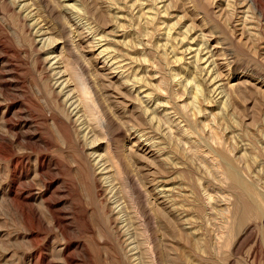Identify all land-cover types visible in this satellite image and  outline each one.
I'll use <instances>...</instances> for the list:
<instances>
[{
	"label": "bare ground",
	"instance_id": "bare-ground-1",
	"mask_svg": "<svg viewBox=\"0 0 264 264\" xmlns=\"http://www.w3.org/2000/svg\"><path fill=\"white\" fill-rule=\"evenodd\" d=\"M21 1L14 0L16 4H22L20 10L26 14L25 17L32 20L31 26L37 29L35 34L44 40L42 49L47 50L48 56L51 54L47 60L53 62V79L59 76L58 80L56 79V82L60 83L59 94L66 97L63 101L64 108L57 99L52 98L53 91L49 93L50 89L48 91L46 88L41 91L40 95L44 103L51 105L48 107L51 108L50 119L63 134L64 126L70 120L65 110L69 105L68 107L72 109L70 113H75L78 130L83 134L82 141L87 148L94 149L91 155L96 163H93L99 166L101 178L107 185L111 198H114L115 210L118 209L115 212L120 219L119 223L122 224H120L122 231H119V235L122 233L121 238L124 234L126 246L125 249L123 246L121 250L118 249L120 247L113 249L119 256V263L235 264L225 260L227 254L223 256L222 247L224 243H228L226 239L230 234L255 231L247 225L255 213L260 212L261 205L264 203V187L260 182L261 178L260 180L257 178V171L255 176L248 173L250 170L247 171V166H251L250 160L249 165L248 158L246 163L244 162L246 156L241 154L243 153L242 145L238 147L234 143L237 141L235 135H232V138L227 136L228 139H225V134L229 130V124L235 121L236 112L244 115L247 109L246 103L249 94H252V90L248 88L251 86L249 84L256 83L263 88L264 83L258 79L255 82L256 80L250 77H239L235 80L237 81L235 84H232L230 79L225 82L224 78L228 74L225 75L223 71L228 66L227 61L223 59L226 57L225 53L222 49L217 50L215 46H213L214 49L209 50L207 46L209 44L211 48L210 33L212 31L209 30L207 34L201 32L202 45L196 51H193L191 45L196 40L190 36L196 29L192 23L186 30L173 37L174 27L168 24L167 28L165 25L167 22L163 19L169 15L168 11L174 4L172 1L71 0L73 4H69L68 0H45V10L50 12L52 17L59 14L60 21L57 26L52 24L49 26L45 21L41 8L37 5L38 1L42 0ZM213 1L212 5L214 3L216 8H220L218 12L221 13L219 16L224 17L223 23L231 27L233 32L231 33L234 35L240 32V40L244 37L249 49L257 53L258 48L261 47L258 46L260 39H258L259 34L254 32L255 28L250 26L252 24L248 16L249 11H246L247 15L242 21H235L237 18L235 0H225L220 5ZM252 1L255 9L257 8L260 15L264 17L262 4L260 5L258 0ZM163 2L169 3L165 4V10L161 11L159 5ZM208 3L210 4L211 0ZM189 4L190 2H185V5ZM194 10H196L195 7L189 8L196 17L199 14ZM203 23L205 26L206 23ZM109 27H115L113 31L116 34L122 33L124 40L117 44L119 49L102 47L103 49L98 52L102 41L106 39V34L100 36L99 31ZM161 31H165V34H160ZM109 33L111 34V31ZM159 35L164 36L165 43L155 42ZM98 36H100L99 39ZM62 40L60 47H56ZM190 40L193 42L188 43L187 48L181 51L183 44ZM205 50H208V59L202 56ZM262 50L264 55V47ZM191 51L195 53L194 60L191 62L195 70L184 79L179 71L186 70L184 68L185 53ZM112 52L115 54L112 55ZM136 53L138 55L134 56ZM148 56H151L152 60ZM115 73H118V76H115ZM197 75L201 76L200 79L202 76L205 77L207 83L210 82L207 87L211 90L208 88V93L204 88L206 81L203 85ZM261 90V88L253 89L256 93H262L264 97V91ZM209 93L213 96L217 95L215 98L221 96L222 101L217 106L220 109L219 113L210 112L209 114V108L217 103L214 99L212 100ZM155 94L161 97L167 95L169 100H175L177 105H171L170 108L168 107L171 104L170 101L162 102L158 100L160 96L157 97ZM161 105L165 108L159 111ZM256 110L260 112V109ZM257 120L255 116L254 124L255 121H259ZM237 123L236 120L233 124ZM240 126H242L241 122ZM240 130L238 132H242L245 136L246 134ZM231 132L228 133L231 134ZM123 133L127 135L129 144L122 152L120 151L121 158L111 149L113 147L110 141L114 142L115 138L118 139L117 136ZM66 134L63 135L66 137ZM144 138L147 143L149 142L148 144L152 145H144ZM66 139L69 140V138ZM242 139L244 137L240 140ZM4 140L0 136V146ZM246 144L247 142L243 145L246 146ZM254 144L252 145L256 148ZM252 145L250 144L253 150ZM155 148H157V156L151 151ZM173 149L179 155L180 151L185 160L174 153ZM195 153L202 154L207 159L215 174L212 170L208 172L210 170L208 163V167H205L206 165L198 167L197 163L194 165ZM163 156L165 157L161 158ZM144 160L158 167V172L152 173L154 176L150 174L145 177L139 173L138 169L144 170ZM202 171L215 176L216 181L213 185H208V182L203 183V179L199 178V172L203 175ZM124 174L126 176L122 177ZM158 174H161L160 181L157 178ZM178 178L184 179V186L175 185ZM258 216L257 214L256 217ZM150 220H155L160 226L161 237L149 234L144 224L147 223L149 226ZM259 223L260 220L256 224ZM114 228L105 230L106 238L108 236L114 238ZM257 231L259 227L258 230L256 228ZM258 234L254 250L253 252L248 250L251 253L246 255L244 262L242 261L244 264H264V233H260L259 236ZM158 241L163 248L162 258H158L157 255ZM121 244L123 245L120 241L119 245ZM110 245L108 244V247H111ZM178 245L182 246V254H178V249L180 250ZM114 260L116 263L117 258ZM240 262L238 260L236 264H241Z\"/></svg>",
	"mask_w": 264,
	"mask_h": 264
},
{
	"label": "rangeland",
	"instance_id": "rangeland-1",
	"mask_svg": "<svg viewBox=\"0 0 264 264\" xmlns=\"http://www.w3.org/2000/svg\"><path fill=\"white\" fill-rule=\"evenodd\" d=\"M169 1H172V4L174 2V4L168 11L169 15L163 19L167 22V24L165 23L167 28L168 24L174 27V30L172 29L173 37H176L177 33L186 30L191 23L196 27L195 31L190 34L192 39L196 38V40L194 42L192 40L186 41L181 51L185 50L188 46L187 44L192 42L193 51H196L202 45L200 40L202 33L207 34L210 30L212 31L210 33L212 39H210L211 48L207 44L209 50L214 49L213 46H215L217 50L221 51L222 49V52L225 53H223L224 56L227 57H225L227 60L223 58L225 62L227 61L226 65H228L223 70L225 75L228 73V76L226 75L224 78L225 82L230 79L229 81L235 84L237 83L235 80L239 77H250L264 83V55L261 52L264 47V17L260 15L257 8L255 9L252 0H233L235 2V9L237 10L235 21H242L245 15H247L245 14L247 13L246 11H249L248 16L250 24H252L250 26L255 28L254 32L259 34L258 39L262 41H258V46L262 47L258 48L259 53L249 49L247 40L244 37L240 40V32L232 34L231 27L229 28L223 23L224 17L219 16L221 14L218 12L220 8H216L214 3L212 5L213 0H211V5L208 3L209 0L185 1L190 2L189 5H185L184 0ZM223 1L225 0H215V3L217 2V5H220ZM258 1L260 5L262 4V9H264V0ZM67 3L73 4V1L68 0ZM168 3L163 2L159 5L161 11L165 10L164 5ZM45 4V0L38 1L37 3L41 8V14L49 26L51 24L52 26H57L60 21V18H58L59 14L52 17V14L45 10ZM21 6L22 4H16L14 0H0V136L5 139L4 143L0 146V264H120L119 256L114 250L116 247H120L118 249L121 250L123 246L125 249L126 246L124 245V234L121 238L122 233L119 235V231H122L120 227L122 224L121 222L119 223L120 219H118L117 212H115L118 209L115 210L114 198H111L112 196L108 192L107 185L104 184L101 178L102 174L98 169L99 166L94 164L96 162L93 161L94 158L91 155L94 149L87 148L84 145V141H82L83 134L78 130L79 127L76 125L75 113H70L72 109L68 107L69 105H67V109L65 110L69 114L67 117L70 118V124L68 123V126H64L63 129V134L67 133L66 137L59 128L55 127L53 121L50 119L49 110L51 111V108L48 107H51V105L46 102L44 103L40 95L41 91L46 88L48 91L50 89L49 93L54 92L52 98L57 99L62 107L65 105L63 101L66 97L63 94H59L60 83L56 82L59 76L53 79V62L47 60L51 54L48 56L47 50L42 49L44 40L35 34L37 29L31 26L33 22L28 17H25L26 14L20 10ZM190 7H195L196 10L194 12L199 15L195 17L191 13L192 11H189ZM203 22L206 23V27L203 25ZM114 28H103L101 29L102 31H99L100 36L106 34V39L104 38L105 41H102L98 52L103 49L102 47L119 49L117 44L119 41L123 42L124 39L121 36L122 33L116 34L113 31ZM110 31L111 34L109 33ZM160 34L164 35L165 31H161ZM100 36L97 38L99 39ZM59 37L61 38V36ZM235 37L237 38L235 39ZM197 38L199 39L197 40ZM62 42L63 40L60 43L58 42L56 47H60ZM155 42H160V44L165 43L164 36L159 35V38ZM217 42L219 43L217 44ZM207 51L205 50L202 56L208 59L209 55ZM111 54L115 53L112 52ZM137 55L136 53L134 56ZM194 55L195 53L192 51L187 54L185 53L184 68L186 70L179 71L182 74L181 76H184V79L195 70L193 68L194 65L191 63L194 60ZM148 57L152 60L151 56ZM117 74L115 73V76H118ZM197 77L204 85L206 78L202 76V79H200L201 76L199 75ZM209 84L210 82L207 83L206 81L204 85L207 93L210 89V87H207ZM249 85H251L248 88L252 90V94H249L248 102L246 103V113L244 112V115H241L236 112L235 115L238 116V119L235 115L234 117L238 123L233 124L235 121L231 122L234 126L229 124L228 132L232 131L233 133L229 134L226 132L225 139H228L227 136L231 137L235 135L234 137H236L237 141L234 143L238 147L240 145L243 147V153L241 152V154L244 157L246 156V158L243 157L245 159L244 162L246 163V159L248 158V164L250 160L251 166L249 165L250 163L248 164L250 168L247 166V171L250 170L248 173L253 176L258 173V177H256L258 179L261 178L259 180L263 183L264 187V141H262L264 140V97L261 95L262 93L253 91V89L258 90L260 88L264 91V87L262 88L261 85L252 82ZM208 95L212 97V100L217 101L216 104H213L214 106L212 105L209 108V114L210 112L219 113L220 109L217 106L222 101L221 96L215 98L217 95L213 96L210 93ZM155 96H160L158 100L162 102L170 101L171 104L168 105L170 108L172 107L171 105H177L176 101L173 99L169 100L167 95L161 97V95L155 94ZM219 98L220 100H218ZM253 106H256L255 108L258 110L260 109V112L256 109L254 110ZM164 108L161 105L159 111H162ZM253 111L256 115L252 113ZM252 116H257L259 121H255L254 124V117ZM239 121L242 126H240ZM248 124H251V127ZM248 126L249 128H247ZM237 128L239 130L242 128L240 131H243L246 135L244 136L242 132L239 133ZM117 137L120 139L115 138L114 142L110 141L111 147H113L111 149L122 158L121 152L129 144V140L125 133ZM240 137H244L242 139L244 141L240 140ZM66 138H69V140ZM242 142L243 144L246 142L249 144L248 146L247 144L244 146L241 144ZM148 143L144 138V145H152ZM254 143L261 147L259 148ZM250 144H254L256 148L252 145V150ZM246 148L247 150L250 148V150L247 152ZM173 150L174 153H177L175 149ZM151 151L155 155L158 154L157 148ZM179 153L180 155L177 153L178 156L185 160L182 153L180 151ZM149 162L144 160V170L138 169L139 173L145 177L150 174L154 176L152 173L158 172V167ZM198 162L200 163L198 164ZM193 163L194 165L197 163L196 166L198 167L205 165V167H208L207 159L202 154L195 153ZM210 166L208 167L210 169L208 172H211V170L214 172ZM252 171L254 172L252 173ZM208 172L202 171L204 176L199 172L200 177L199 175L198 177L203 179V183L208 182V185H213L216 181L214 179L215 176ZM125 176L124 174L122 177ZM157 178L159 181L162 180L160 179L161 174H158ZM177 180L176 186L182 187L185 185L183 178H178ZM94 182L95 185L97 184V187L94 185ZM257 214L259 215L258 217H256ZM257 214L255 213L251 218L250 222L252 224L249 222L247 225L255 231H243L238 234L235 232L228 235L226 239L228 243L225 244L224 240L222 254L223 256L227 254L225 256L227 262L232 261L236 264L238 260L241 262L245 261L246 255L248 256L254 250V243L258 238L257 234L260 231V227L262 231L260 233H264V222H262L264 221V203ZM106 215L110 217L107 218ZM259 220L261 224H256ZM154 221L150 220L149 226L147 223L144 225H146L149 234H152L154 237H161L162 231L160 226ZM253 221L256 222L253 223ZM108 227L110 229L116 228H114L116 233L113 230L114 238L111 236L106 238L107 233L105 230H108ZM258 227L259 231L256 232V228L258 230ZM260 233L258 236L261 235ZM229 239L231 240L229 241ZM120 241L123 243V245L121 244L122 246L119 245ZM157 243V255L158 258H162L163 248L159 241ZM108 244H111V247H108ZM111 248L112 253L114 252L113 254L111 253ZM179 248L178 254H182V246H179ZM85 252L87 253L85 254ZM175 253L177 254V250ZM115 258H117L116 263Z\"/></svg>",
	"mask_w": 264,
	"mask_h": 264
}]
</instances>
